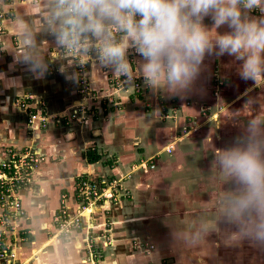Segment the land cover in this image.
<instances>
[{
  "label": "crops",
  "instance_id": "obj_1",
  "mask_svg": "<svg viewBox=\"0 0 264 264\" xmlns=\"http://www.w3.org/2000/svg\"><path fill=\"white\" fill-rule=\"evenodd\" d=\"M250 15L264 13L254 9ZM8 19L2 35L10 45L17 41L8 29ZM204 23L211 26L212 21L205 18ZM217 31L222 34L228 29L223 26ZM39 39L49 64L42 78L35 77L13 54L0 51V161L9 149L26 147L45 157L33 173V185L19 189L21 212L16 218L0 204V216H5L8 225H0V234L11 251L10 264H214L210 262L212 244L217 241L216 234L212 237L210 208L195 190L205 178L195 185L185 171L197 169L194 158L207 155L210 140L216 139L218 145L222 120L218 124L216 118L234 115L233 108L241 100L255 107L254 114L264 111V86L241 79L242 62L234 57L207 55L187 95L154 92L143 78L142 95H134L127 86L117 94L119 107H111L113 103L106 99L95 103L94 115L80 126L62 115L83 103L78 94V64H69L59 55L53 37ZM216 72L219 79L215 81ZM103 73L101 69L98 76L93 74L92 63L86 64L84 75L92 90L111 87V77ZM27 94L42 97L47 110L59 116L58 124L30 129L14 104ZM226 110L231 112L226 114ZM172 146V155H166ZM93 155L99 159L93 160ZM153 157L154 170L132 169ZM80 178L93 182L124 178L128 196L117 203L98 204L84 217L80 229L59 235L54 218L62 207L76 209L75 186ZM202 219L209 223L208 233L198 243L185 245L181 236L193 232ZM234 227L224 230L217 242L219 264H264V246L249 239H231ZM7 263L0 258V264Z\"/></svg>",
  "mask_w": 264,
  "mask_h": 264
},
{
  "label": "clouds",
  "instance_id": "obj_2",
  "mask_svg": "<svg viewBox=\"0 0 264 264\" xmlns=\"http://www.w3.org/2000/svg\"><path fill=\"white\" fill-rule=\"evenodd\" d=\"M254 9L264 13V0H0V13L14 12L8 29L17 41L0 34V51L42 78L49 64L39 38L51 36L69 64L92 63L97 76L111 69L128 84L142 76L154 92L174 96L193 91L207 55H228L242 62L241 79L264 86V15L251 16ZM130 50L141 57L135 66ZM215 165L232 183L216 195V219L236 227L231 239L264 246V111L246 117L230 146L215 149ZM208 231L202 219L181 239L193 245Z\"/></svg>",
  "mask_w": 264,
  "mask_h": 264
},
{
  "label": "built area",
  "instance_id": "obj_3",
  "mask_svg": "<svg viewBox=\"0 0 264 264\" xmlns=\"http://www.w3.org/2000/svg\"><path fill=\"white\" fill-rule=\"evenodd\" d=\"M9 13V12H8ZM8 13H0V33L4 32L3 22L8 16ZM139 57L134 51L130 50L129 61L133 63V59ZM132 59V60H131ZM79 66V81L81 82V88L83 89L88 81L86 80L84 73H82L83 66ZM81 73V74H80ZM126 78L121 77L120 80L112 78L111 86L114 92H119L123 90L128 83H124ZM143 77L141 79L133 78L132 84H134V92H139L141 88ZM91 89V88H90ZM92 90V89H91ZM84 97L90 100L89 90L88 92H83ZM107 99L108 96H105ZM34 96L27 94L15 100L19 111L26 113L29 119V123L33 124L36 121L43 122L49 117L44 104L39 105V113H37L36 106H32V100ZM101 99H104L101 97ZM36 112V113H35ZM74 117V116H72ZM67 120L66 118H64ZM79 119V118H70ZM167 152L170 148L166 149ZM40 156L31 147L23 148L20 151H15L14 149H9L7 151L6 157L0 161V200L4 208H10L12 216L16 217L18 213L21 212L20 198L18 196L19 189L28 186V183L32 181L31 175L35 171L37 164L40 162ZM154 157L149 162L141 161L140 163L132 166V169H150L153 170L155 166ZM133 171V170H132ZM124 178H108L103 179L99 182H93L87 178H80L77 180L75 186V197H76V214H71V212L62 207L57 213L56 221L59 235L68 236L72 231L81 228L82 221L85 216H89L93 213V209L100 203L111 202L117 203L121 198L128 196L127 191L124 188ZM8 211V210H7ZM3 217H5L3 215ZM2 226L5 224L2 223ZM146 247H148L146 245ZM152 248V247H151ZM149 252V251H148ZM147 252V253H148ZM91 257H96V254L91 255ZM0 258L5 259L7 264H10L12 259V254L7 251L0 252ZM9 260V261H8Z\"/></svg>",
  "mask_w": 264,
  "mask_h": 264
},
{
  "label": "rangeland",
  "instance_id": "obj_4",
  "mask_svg": "<svg viewBox=\"0 0 264 264\" xmlns=\"http://www.w3.org/2000/svg\"><path fill=\"white\" fill-rule=\"evenodd\" d=\"M10 16H11V13L10 14L8 13V17H10ZM5 21L6 20H4V22ZM139 59H141V57H136V58L133 59V63H132L133 66H135L136 62L139 61ZM84 68L86 70V64L83 65L82 73H84ZM78 70H79V66H77V68H76V72L77 73H79ZM56 71H58V70H56ZM102 72H104L103 74H105L107 76L109 75L111 77V79L113 78V73H112L111 69L104 68V69H102ZM216 74H217V72H216ZM84 76L86 77V75H84ZM138 77L141 79L142 76H138ZM138 77H136V78H138ZM214 79H215V81L217 79H219L218 74H217V76H215ZM78 85H79L78 94L81 95L83 103L81 105H77V106L69 108V110L66 111L65 113H63L62 115L65 118L66 117L67 118H79L78 120L77 119H72V121H74L76 124H78L80 126L84 125L87 122V120H89L94 115V109H93L94 104L98 103V102H103L104 99L106 98L105 96H108V99H106V100H109L110 103H113L111 105V107L117 108V107H119L118 103L116 101L117 100V98H116L117 94L119 92H121V91H124L127 88V86H130V88H133V93L136 96L142 95L143 91H144V89L142 90V88H139V92L135 93L134 92V90H135L134 89V84H132V82L130 84H127V86L123 90H120L119 92H114V89L112 88V86L106 91L91 90L90 89L91 86H90L89 82L82 89L81 88V82L79 81V76H78ZM224 86H225V84H224ZM224 86H221V87H224ZM82 90H83V92H88V90H89L90 100H88L86 98L89 101V103L87 102V100H85L84 93H82ZM259 90H260V88H257L256 92L258 93ZM218 91H217V93H218ZM32 96H33V94H32ZM34 96H35V94H34ZM101 97L104 98V99H101ZM241 101L238 102L239 105L237 106V108L230 107L231 109L233 108V112H234V115H231V117L228 116L230 118H228L227 115H225L227 118H219V117L216 118L215 123L219 124L221 122V120H222V124H221V128L222 129L220 131L221 133L219 132L221 135H220V138H219L218 145L215 142L216 139L210 140V142L208 143V146L206 148V149H208L207 155L200 156V158L198 156L194 158V162L193 163L196 164L195 166H198V167H196L197 169L196 170L194 169V171H188V170L185 171V173L187 175H189V177H190L189 179L194 180L195 182H196V180H202L203 178H205V182L204 181H199L202 184V186H200V185L197 186V188H195V190L197 192L196 194L200 195V196L197 195L198 197H200V200L201 199L203 200L204 198L206 199V201L203 200L205 202L202 201V204H205L204 206H207V207L210 208L208 213L210 214L209 218L212 219V222H213L212 225H211L212 226L211 229H212V231H214L212 237H214L215 234H216L215 239H216L217 242H219V240H221L222 232H224V230L228 229L229 227H230V229H232V226H234V225L228 224L223 219H216L217 218L216 195L218 193H220L221 190H228L229 188H231L232 187V183L230 181L226 182V177L222 173H220L218 171V169H217V167L215 165V149H220L219 148L220 146L222 147L221 149L230 146L234 142L235 138L241 134V130H242V127H243V122L245 121L246 117L251 116L252 114L254 115V112H256L255 110H253V109H255V107L247 106L246 103H245L246 102L245 100L243 102H241ZM31 102H32V106H36L37 107V109H36L37 113H39V105H42V104H44L45 110H47V107H46L47 105L44 102V99L42 97L36 96V97H34V99ZM90 102H91V104H90ZM14 104H15L16 108H18V106L16 105V102ZM230 112H231V110H229V111L226 110V114H228ZM23 114L25 115L26 125L30 129L34 128V126L38 127L39 129L40 128L41 129L42 128L46 129V128H48L51 125V123L58 124V122H59L58 121L59 116H53L48 110H47V114H48L49 117L47 118V120L44 121V124H43V122H40V121H36L35 123L31 124V123H29V119L30 118H28L26 116V113H23ZM23 114H22V116H24ZM237 115L240 116L239 123L234 118ZM72 116H74V117H72ZM22 119L24 120V118H22ZM232 126H237L238 130L235 129V131H233L232 130ZM174 148H175V146L174 147L173 146L170 147V151L167 152L166 155L171 156L172 153H173ZM2 151H3V147H0V152H2ZM38 155L40 156L39 157L40 158L39 159L40 162H42L45 159V157L41 156L40 154H38ZM156 157H154L155 160H156ZM39 163L37 164V166L39 165ZM151 164H153L155 166L156 163H152L151 162ZM200 167H202V169H200ZM148 170H150V169H148ZM33 173L31 175L32 181L30 183H28V186L29 185H33V181H35V180H33ZM196 184H198V183L196 182L195 185ZM204 185H206V186H204ZM0 204L2 205L1 200H0ZM69 211L71 212V214H76V209H74V211H71V210H69ZM57 216H55L54 221H56V217ZM10 217H14V216H10ZM1 222L2 223L7 222L4 219L3 215L0 216V225L2 226ZM56 223H57V221H56ZM5 227H8L7 223L4 224V228ZM4 239H5V237L3 236V234H0V252L7 251L10 254L11 251H9L7 246L4 244ZM217 242L213 241V244H212V247H213L212 252L214 254L211 256L210 262H212L214 264H219V262H220L219 251H218L219 250L218 249L219 245H218ZM146 245L148 247H153V244H150V243H147ZM239 251L241 252V248H240ZM246 254L249 255V257H251V254H249V253H246ZM262 257L263 256H261V258Z\"/></svg>",
  "mask_w": 264,
  "mask_h": 264
},
{
  "label": "trees",
  "instance_id": "obj_5",
  "mask_svg": "<svg viewBox=\"0 0 264 264\" xmlns=\"http://www.w3.org/2000/svg\"><path fill=\"white\" fill-rule=\"evenodd\" d=\"M97 159H99V158L97 156L93 155V160H97Z\"/></svg>",
  "mask_w": 264,
  "mask_h": 264
}]
</instances>
